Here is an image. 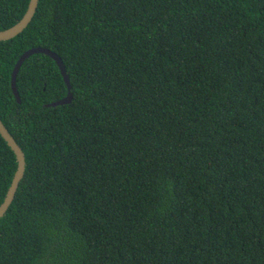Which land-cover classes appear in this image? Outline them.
I'll list each match as a JSON object with an SVG mask.
<instances>
[{
	"label": "trees",
	"instance_id": "trees-1",
	"mask_svg": "<svg viewBox=\"0 0 264 264\" xmlns=\"http://www.w3.org/2000/svg\"><path fill=\"white\" fill-rule=\"evenodd\" d=\"M0 119V264H264V0H39Z\"/></svg>",
	"mask_w": 264,
	"mask_h": 264
},
{
	"label": "water",
	"instance_id": "water-1",
	"mask_svg": "<svg viewBox=\"0 0 264 264\" xmlns=\"http://www.w3.org/2000/svg\"><path fill=\"white\" fill-rule=\"evenodd\" d=\"M38 1L39 0H29L27 8H26L25 12L23 13L22 17L17 22H15L13 25H11L5 29L0 30V41L10 39V38L16 36L17 34H19L21 31H23V29L31 21V19H32L33 15L36 11ZM38 52L47 54L51 58L54 59V61L58 65L59 71L63 77L64 83H65L66 88H67V92H66V95L64 97H62L60 99H56V100L48 102V103H45L43 106H55L58 104L69 102L72 99L73 94L71 91V83H70L69 75H68L66 68H65V64L63 63L62 59L60 58V56L56 52H54V51H52L46 47H42V46L31 47V48L27 49L26 51H24L19 56V58L17 59L15 65H14V68H13L12 73H11V88H12V91L15 95L16 100L18 102L20 101V96H19L17 86H16V74L18 72V69L21 66L22 62L27 57H29L33 53H38ZM0 135L6 141V143L11 148V150L14 152L15 157H16V161H17L16 170L12 176L11 182L7 188V191H6V194L3 198V201L0 203V218H1L6 213L9 205L11 204V202L14 199L16 190H17L18 185H19V182L24 175L26 162H25V155H24V152H23L21 146L17 143V141L15 140L13 135L9 132V130L4 125V123L2 122L1 119H0Z\"/></svg>",
	"mask_w": 264,
	"mask_h": 264
}]
</instances>
